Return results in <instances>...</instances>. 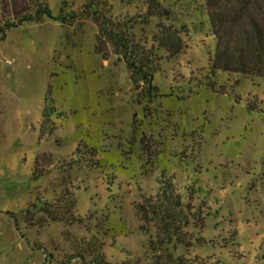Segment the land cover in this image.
Here are the masks:
<instances>
[{
	"label": "rangeland",
	"instance_id": "1",
	"mask_svg": "<svg viewBox=\"0 0 264 264\" xmlns=\"http://www.w3.org/2000/svg\"><path fill=\"white\" fill-rule=\"evenodd\" d=\"M45 1L0 42V264H264V77L213 71L204 1ZM164 30L190 47L151 48ZM164 183L188 215L164 219Z\"/></svg>",
	"mask_w": 264,
	"mask_h": 264
},
{
	"label": "trees",
	"instance_id": "2",
	"mask_svg": "<svg viewBox=\"0 0 264 264\" xmlns=\"http://www.w3.org/2000/svg\"><path fill=\"white\" fill-rule=\"evenodd\" d=\"M203 1L209 20L214 26L212 35L215 40V49L211 58L213 71L236 73L247 77H264V0ZM147 5V11L141 16L145 22H148L152 17L163 18L169 15L157 1H148ZM44 16H53L45 0L37 4L35 11L16 12V14L9 15L5 19L2 17L0 20V42L6 39L8 31L12 28H16L25 22L39 21ZM66 17L60 15L58 18L66 20ZM105 34L124 50L133 81L152 85L156 71L148 66V62H142L141 59L135 57L139 46L134 44L124 31L113 33L105 26ZM186 36L182 31H160L158 35L152 37L151 48L179 53L191 45L189 40L185 38ZM164 186V199L161 201L164 208L159 207L158 209L164 215V219L179 217L182 213L188 215L187 209H193V207L187 205L186 208H188L184 210L181 195L169 193L172 189L169 183H164ZM168 233L172 234L170 230ZM174 264L189 263L178 258Z\"/></svg>",
	"mask_w": 264,
	"mask_h": 264
}]
</instances>
